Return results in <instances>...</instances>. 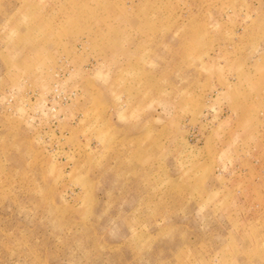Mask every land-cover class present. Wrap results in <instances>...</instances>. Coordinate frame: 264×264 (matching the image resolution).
I'll list each match as a JSON object with an SVG mask.
<instances>
[{"label":"rangeland","instance_id":"obj_1","mask_svg":"<svg viewBox=\"0 0 264 264\" xmlns=\"http://www.w3.org/2000/svg\"><path fill=\"white\" fill-rule=\"evenodd\" d=\"M0 264H264V0H0Z\"/></svg>","mask_w":264,"mask_h":264}]
</instances>
